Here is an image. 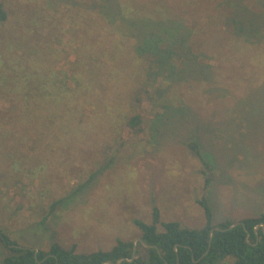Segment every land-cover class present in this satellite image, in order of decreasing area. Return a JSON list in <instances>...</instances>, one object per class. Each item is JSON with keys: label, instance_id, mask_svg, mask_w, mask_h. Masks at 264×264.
Here are the masks:
<instances>
[{"label": "rangeland", "instance_id": "374dc122", "mask_svg": "<svg viewBox=\"0 0 264 264\" xmlns=\"http://www.w3.org/2000/svg\"><path fill=\"white\" fill-rule=\"evenodd\" d=\"M0 1L8 12L0 24V231L30 248L57 242L89 253L109 250L117 239L136 241L134 220L151 222L155 207L162 221L193 228L205 223L202 198L216 223L264 213V32L231 34L232 46L250 42L234 50L194 52L204 72L179 74L182 61L175 60L179 75L170 83V71L157 73L137 59L134 40L103 14L105 7L124 9L130 18L137 5H160L168 14L160 21L184 23L179 10L189 7L205 22L223 5L261 23L264 0ZM79 63L81 89L71 79ZM33 71L64 75L80 90L78 100L99 110L60 146L37 140L28 126L35 121L25 105ZM35 99L46 117L54 99ZM134 115L143 120L136 130L128 125ZM192 142L213 168L208 186ZM3 255L0 246V264Z\"/></svg>", "mask_w": 264, "mask_h": 264}, {"label": "trees", "instance_id": "16d2710c", "mask_svg": "<svg viewBox=\"0 0 264 264\" xmlns=\"http://www.w3.org/2000/svg\"><path fill=\"white\" fill-rule=\"evenodd\" d=\"M159 6L149 8L146 5H137L130 9L136 14L130 18L124 9V14H115L107 7L102 12L119 32L124 31L128 36L126 38L134 40L137 59L148 61L157 73L165 74L170 71L165 75L170 83L177 82V75L191 73L196 68L194 72H204V69L199 68L200 65L196 61L198 56L194 55V52L208 51L215 54V50L223 53L222 48L234 50L233 47L240 48L250 45V42L241 43L242 41L236 38L239 43L232 46L231 34L241 37L244 34L249 36L264 32V19L261 23L257 19L259 16L251 20L245 19L242 13L246 10L241 7L230 11L223 5L218 6L217 13L207 14L205 22L199 21L191 12V8L182 7L179 11L184 20H179L184 23H181L171 21L172 17L160 21L165 20L168 14ZM154 9L159 11V15L154 13ZM195 9H199V5H195L194 11ZM149 10L151 12H148ZM7 20L8 12L0 1V24ZM118 22L120 27L116 26ZM175 60L182 61L183 69L179 74L173 70L176 68ZM96 61L101 63L98 59ZM81 67L82 64L79 63L71 75V79L73 78L80 89L85 81ZM27 79L29 84L25 105L30 117L35 119L34 122H28V126L33 124L36 139L48 140L51 147L55 144L60 146L64 141L63 137L74 132L77 123H82L91 114L96 115L99 112L97 107L94 111L89 103L80 102V90L69 88L66 77L60 73L49 72L40 77L33 71ZM96 80L94 76L91 81ZM36 96L54 99L52 106H46V117L41 116L40 108L42 110L44 104H39ZM78 117L85 118L81 120ZM142 122L140 115H134L129 118L128 125L136 130ZM40 126L44 131L51 130V133H44L42 129L39 131ZM188 147L205 168L203 175L205 186H208L213 176L212 166L204 159L196 142L189 143ZM198 203L205 215L202 227H188L178 221H162L160 211L155 207L151 222L134 220L140 233V241L136 244L133 240L117 239L111 249L89 253L79 252L76 244L65 248L57 242L47 249L30 248L0 231V246L4 250L3 264H223L227 261H230V264H264V213L258 217L245 218L240 221L241 224L232 227L234 223L228 220L215 222L212 208L206 198H202ZM57 204L58 202L54 203L51 210H54ZM135 247L136 256L133 259Z\"/></svg>", "mask_w": 264, "mask_h": 264}, {"label": "water", "instance_id": "95a60500", "mask_svg": "<svg viewBox=\"0 0 264 264\" xmlns=\"http://www.w3.org/2000/svg\"><path fill=\"white\" fill-rule=\"evenodd\" d=\"M239 224H241V222H238V223H234L232 225V227H235V226H238ZM264 228V227H263ZM137 241H140V239H137L136 241H134V244H136ZM136 246V245H135ZM136 256V247L134 248V253H133V259L135 258Z\"/></svg>", "mask_w": 264, "mask_h": 264}]
</instances>
